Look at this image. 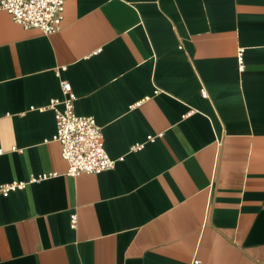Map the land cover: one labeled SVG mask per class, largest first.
I'll return each mask as SVG.
<instances>
[{
	"label": "crops",
	"instance_id": "obj_1",
	"mask_svg": "<svg viewBox=\"0 0 264 264\" xmlns=\"http://www.w3.org/2000/svg\"><path fill=\"white\" fill-rule=\"evenodd\" d=\"M63 81L113 170L66 174L48 108ZM13 183L0 264H264V0H67L52 35L0 11Z\"/></svg>",
	"mask_w": 264,
	"mask_h": 264
},
{
	"label": "built area",
	"instance_id": "obj_2",
	"mask_svg": "<svg viewBox=\"0 0 264 264\" xmlns=\"http://www.w3.org/2000/svg\"><path fill=\"white\" fill-rule=\"evenodd\" d=\"M67 0H0V11L11 15L12 19L25 29H37L44 35H52L63 28L65 4ZM238 60L243 65V51L238 53ZM61 99L51 100L48 108L54 111L56 135L54 141L61 144L62 157L68 164L67 175L77 177L81 174H99L113 170L117 162L124 158L113 159L104 147L102 127L94 117H82L75 113L76 95L69 82H61ZM203 95L206 94L202 90ZM153 141L155 137H149ZM145 144H138L132 151H139ZM45 179V176L32 177L30 183ZM25 183H13L3 186L0 195L23 188ZM77 226V216H72L71 227ZM191 264L204 263L197 257Z\"/></svg>",
	"mask_w": 264,
	"mask_h": 264
}]
</instances>
